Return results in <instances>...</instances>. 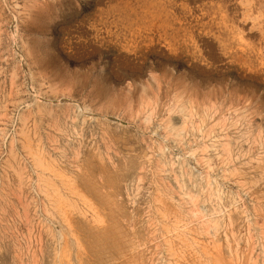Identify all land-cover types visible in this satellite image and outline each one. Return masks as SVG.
Returning <instances> with one entry per match:
<instances>
[{"label": "rangeland", "instance_id": "obj_1", "mask_svg": "<svg viewBox=\"0 0 264 264\" xmlns=\"http://www.w3.org/2000/svg\"><path fill=\"white\" fill-rule=\"evenodd\" d=\"M146 5L0 0V264H264V74Z\"/></svg>", "mask_w": 264, "mask_h": 264}, {"label": "bare ground", "instance_id": "obj_2", "mask_svg": "<svg viewBox=\"0 0 264 264\" xmlns=\"http://www.w3.org/2000/svg\"><path fill=\"white\" fill-rule=\"evenodd\" d=\"M191 1L193 6H188L183 2L177 3V1L165 3L160 0H147V42L151 43L156 37L155 41H160L169 52L176 54L180 49H184L194 62L211 65L217 61L216 59L225 58L228 60L225 63L237 64L243 70L256 75L264 74V0ZM212 42H216L220 55L216 56L211 51L210 44ZM201 46L208 47L207 52L205 50L206 53H203ZM182 86V91L175 92L173 99L180 101L186 98L188 102L209 99L208 94H201L190 86ZM180 110L182 111V109ZM70 119L72 118L70 117ZM185 119L183 118L182 121L179 119L181 123L178 126L173 125L172 127L169 124L176 135H179L183 129ZM226 148L223 151L228 152Z\"/></svg>", "mask_w": 264, "mask_h": 264}]
</instances>
